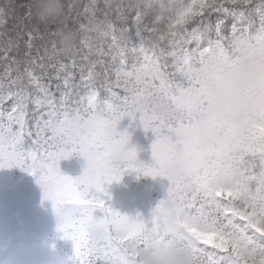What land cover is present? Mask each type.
Here are the masks:
<instances>
[{
	"label": "snow or ice",
	"instance_id": "6c2138e0",
	"mask_svg": "<svg viewBox=\"0 0 264 264\" xmlns=\"http://www.w3.org/2000/svg\"><path fill=\"white\" fill-rule=\"evenodd\" d=\"M37 6H0V168L38 177L72 264H141L153 235L193 264H264V0H69L55 20ZM125 117L155 133L152 165L117 133ZM74 153L78 177L59 166ZM128 171L170 181L150 220L107 202Z\"/></svg>",
	"mask_w": 264,
	"mask_h": 264
},
{
	"label": "rangeland",
	"instance_id": "374dc122",
	"mask_svg": "<svg viewBox=\"0 0 264 264\" xmlns=\"http://www.w3.org/2000/svg\"><path fill=\"white\" fill-rule=\"evenodd\" d=\"M117 133H119L117 129ZM156 140L153 136L150 143L145 144L141 139L135 138L130 140L129 146L138 150V159L144 164L152 165L154 163L152 145ZM77 163L65 167L60 162L61 171L73 177L83 174L87 161L78 153H74ZM72 159H64L63 163ZM20 167H3L0 168V264H3L5 258L12 250L18 248L23 240L36 241L43 245L50 240L59 237V220L53 208L51 200L44 198L42 186L38 183V177L29 173L19 172ZM132 174L128 171L123 175L124 180ZM150 178L149 182L142 184L137 192L143 197L149 199L153 193L157 194L164 187V194L170 182H160L163 176L152 177L150 175H142ZM127 182H129L127 180ZM118 181L111 185H106L108 203L121 214L127 215V209L123 207L117 196ZM130 191L125 193L129 196ZM156 202L152 207L146 208L142 218L150 220L152 211L158 206Z\"/></svg>",
	"mask_w": 264,
	"mask_h": 264
},
{
	"label": "clouds",
	"instance_id": "9594fccd",
	"mask_svg": "<svg viewBox=\"0 0 264 264\" xmlns=\"http://www.w3.org/2000/svg\"><path fill=\"white\" fill-rule=\"evenodd\" d=\"M38 5L35 9L37 15L44 20L59 19L64 14L62 0H35ZM58 44L69 46L75 42L76 35L70 27L61 29L54 37ZM165 212L169 221L175 226L177 215L176 205L172 200L165 204ZM95 238L106 235L103 226L92 229ZM149 247L139 249L141 264H193L190 249L178 244L164 246L157 236L148 238ZM3 264H72L70 256L61 254L55 247L43 245L36 241L23 240L15 250L5 258Z\"/></svg>",
	"mask_w": 264,
	"mask_h": 264
},
{
	"label": "trees",
	"instance_id": "16d2710c",
	"mask_svg": "<svg viewBox=\"0 0 264 264\" xmlns=\"http://www.w3.org/2000/svg\"><path fill=\"white\" fill-rule=\"evenodd\" d=\"M29 0H0V6H3L8 3L13 4H26ZM63 3L69 2V0H62ZM75 2L80 4H87L89 0H75ZM105 0H99V3L102 5ZM109 2L115 4L121 2V0H109ZM78 58V57H77ZM3 71V64L0 63V73ZM119 133L127 132L130 136V140L132 141L135 138L141 139L145 144L151 142L153 136H156L155 133L151 130L146 131L142 125V122L137 118L133 120L131 117H125L121 120L117 126ZM28 143H25V147H28ZM77 163V159L75 156H72V159L66 161L62 164L65 167H68L70 164L74 165ZM21 173H28L21 168L19 169ZM127 180L129 182H127ZM168 179L166 177H162L160 182L165 183ZM150 178L143 177L142 175L132 171V174L124 180L122 177L121 180L118 181L117 186V196L118 200L122 203L123 207L127 209V215L131 217H142L145 212L146 208L152 207L156 202H160L162 199L165 198L164 194V187L163 189L158 192L157 194L153 193L149 196V199L143 197L140 193L131 192L137 190L142 184L149 182ZM169 181V180H168ZM170 182V181H169ZM130 191L129 196L126 197L125 193ZM108 202V201H107ZM119 211V210H117ZM120 212V211H119ZM121 213V212H120ZM45 245L55 247L61 254L72 256L74 254V241L71 239H65L63 234L59 237L50 240Z\"/></svg>",
	"mask_w": 264,
	"mask_h": 264
}]
</instances>
